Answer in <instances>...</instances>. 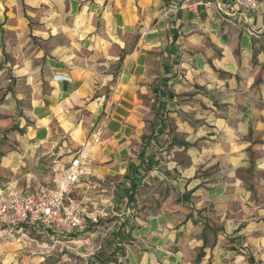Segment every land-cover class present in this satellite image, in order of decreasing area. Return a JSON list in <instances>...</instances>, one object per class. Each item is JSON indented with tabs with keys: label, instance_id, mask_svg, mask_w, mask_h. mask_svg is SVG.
Wrapping results in <instances>:
<instances>
[{
	"label": "crops",
	"instance_id": "1",
	"mask_svg": "<svg viewBox=\"0 0 264 264\" xmlns=\"http://www.w3.org/2000/svg\"><path fill=\"white\" fill-rule=\"evenodd\" d=\"M256 2L0 0V126L22 146L2 151L0 192L50 189L69 151L86 149L90 183L73 194L90 218L113 216L109 264H255L264 248ZM13 245L0 243V264H18Z\"/></svg>",
	"mask_w": 264,
	"mask_h": 264
},
{
	"label": "built area",
	"instance_id": "2",
	"mask_svg": "<svg viewBox=\"0 0 264 264\" xmlns=\"http://www.w3.org/2000/svg\"><path fill=\"white\" fill-rule=\"evenodd\" d=\"M243 9L257 6L256 0H235ZM96 131L91 143L98 142ZM66 167L55 171L54 187L27 194L13 191L0 192V238L11 242L28 239L29 233L42 235H70L86 228L87 215L71 195L80 184L89 186L90 180L83 177V166L90 162L86 149L72 153ZM79 204L82 199L78 201ZM92 220H95L91 218Z\"/></svg>",
	"mask_w": 264,
	"mask_h": 264
},
{
	"label": "rangeland",
	"instance_id": "3",
	"mask_svg": "<svg viewBox=\"0 0 264 264\" xmlns=\"http://www.w3.org/2000/svg\"><path fill=\"white\" fill-rule=\"evenodd\" d=\"M15 137H17L15 130L9 127L3 129L0 126V150L20 152L22 146L16 143ZM59 159L60 157L57 160ZM46 167V170L50 171L51 163L46 164ZM71 198H74L75 202L77 197L72 194ZM74 204H78L80 208L84 206L78 201ZM91 218L87 219L88 228L70 235L52 238L50 235L52 233L47 232L42 235L35 234V240L30 234L28 239L23 238L13 242L11 251L13 254L18 252L14 257L15 262L18 264H97L99 258L113 251V237L110 232L113 230L114 221L111 213L97 215L95 220ZM4 242L11 241L0 238V243ZM255 264H264V248L258 253Z\"/></svg>",
	"mask_w": 264,
	"mask_h": 264
},
{
	"label": "trees",
	"instance_id": "4",
	"mask_svg": "<svg viewBox=\"0 0 264 264\" xmlns=\"http://www.w3.org/2000/svg\"><path fill=\"white\" fill-rule=\"evenodd\" d=\"M3 156V153L2 151H0V159L1 157ZM115 249H118L117 247H115ZM114 252H117V251H112L111 253H109L108 255L106 256H102L101 258H99L97 264H109V263H113L115 262V253Z\"/></svg>",
	"mask_w": 264,
	"mask_h": 264
}]
</instances>
